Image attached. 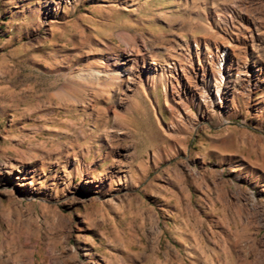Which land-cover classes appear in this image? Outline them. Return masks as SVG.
Returning <instances> with one entry per match:
<instances>
[{
  "label": "rangeland",
  "instance_id": "1",
  "mask_svg": "<svg viewBox=\"0 0 264 264\" xmlns=\"http://www.w3.org/2000/svg\"><path fill=\"white\" fill-rule=\"evenodd\" d=\"M0 264H264V0H0Z\"/></svg>",
  "mask_w": 264,
  "mask_h": 264
}]
</instances>
